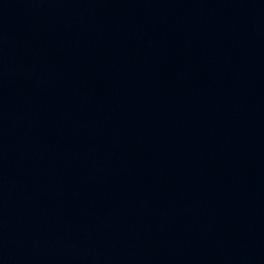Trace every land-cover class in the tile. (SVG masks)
<instances>
[{
  "label": "water",
  "instance_id": "1",
  "mask_svg": "<svg viewBox=\"0 0 264 264\" xmlns=\"http://www.w3.org/2000/svg\"><path fill=\"white\" fill-rule=\"evenodd\" d=\"M0 264H264V0H0Z\"/></svg>",
  "mask_w": 264,
  "mask_h": 264
}]
</instances>
